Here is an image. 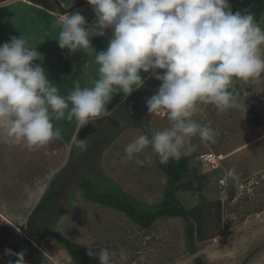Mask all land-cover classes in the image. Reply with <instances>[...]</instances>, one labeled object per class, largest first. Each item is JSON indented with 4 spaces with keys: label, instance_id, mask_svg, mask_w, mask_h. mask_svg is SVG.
I'll list each match as a JSON object with an SVG mask.
<instances>
[{
    "label": "rangeland",
    "instance_id": "obj_1",
    "mask_svg": "<svg viewBox=\"0 0 264 264\" xmlns=\"http://www.w3.org/2000/svg\"><path fill=\"white\" fill-rule=\"evenodd\" d=\"M19 1L40 6L36 0H9L0 3V7L6 6L9 13V5L18 6ZM60 1L68 4L67 10ZM80 2L83 5L75 8L73 4ZM48 3L51 16L74 12H80L84 18L90 16L87 0ZM60 9L69 13L64 14ZM23 11V8H10V14ZM55 24L51 21V28ZM259 24L264 28V13ZM9 25L6 22L0 28L10 32ZM29 26L22 21L17 36H23L21 29L26 27L24 38L36 42L41 25L33 24L28 31ZM153 81L109 119L95 120L93 131L85 138L75 137L69 164L49 185L41 187L39 198L29 200L28 206H22L25 204L22 202L17 211L16 202L0 197V264H15L17 257L6 255V250L23 251L25 264H73L57 235L88 251L109 248L114 253V264H194L195 259L205 264H264V125H252L246 117L254 111L264 119V74L255 81H238L242 88L238 108L218 111L213 105H201L202 111L195 119L210 123L218 133L216 143L195 138L192 143L198 146L197 150L179 157H190L181 184L191 188L178 191L176 201L185 210L201 207L204 216L205 240L195 243L194 255L188 250L183 219L160 218L150 228L141 229L123 213L84 198L83 180L95 183L105 178L144 205L155 206L163 200L167 178L158 169L156 153L149 147L145 149L136 157L143 161V166H139L135 160H125L124 152L125 146L144 135V131L152 135L169 126L166 117L148 113L146 99L161 83ZM209 155L213 158L211 163L207 160ZM232 168L236 169L235 178L227 175ZM45 196L51 197L46 212L34 213ZM35 234L40 238V242L32 243L37 250L15 247Z\"/></svg>",
    "mask_w": 264,
    "mask_h": 264
},
{
    "label": "clouds",
    "instance_id": "obj_2",
    "mask_svg": "<svg viewBox=\"0 0 264 264\" xmlns=\"http://www.w3.org/2000/svg\"><path fill=\"white\" fill-rule=\"evenodd\" d=\"M95 19L88 25L80 12L60 23L58 46L88 59L67 95L47 76L41 54L28 39L11 37L0 45V128L29 150L63 138L59 121L78 126L110 116L114 95L127 97L144 87L151 73L159 88L146 99L150 116L166 117L163 130L139 135L124 149L125 160L143 166L136 157L151 146L160 163L197 150L192 140L216 143L217 131L195 116L201 105L218 111L238 108V81L264 74V28L254 14L233 12L228 0H87ZM111 32L106 49L96 51L93 37ZM83 147V141H81ZM236 177V169L228 171ZM15 264H25L24 252ZM99 264H114L109 248L89 251ZM11 264V262H9Z\"/></svg>",
    "mask_w": 264,
    "mask_h": 264
},
{
    "label": "crops",
    "instance_id": "obj_3",
    "mask_svg": "<svg viewBox=\"0 0 264 264\" xmlns=\"http://www.w3.org/2000/svg\"><path fill=\"white\" fill-rule=\"evenodd\" d=\"M36 1L37 4L40 5L39 8L32 6V3L28 1H19L18 6L17 4H12V6L9 5V13L7 12L6 6L0 7V12L1 10L3 11V16L0 17V25L6 22H9L11 25L10 29H8L10 32L0 28V45L8 42L13 36L17 38L21 37L17 36L19 32L17 28L18 25L20 27L22 21H25L27 25L30 23L28 31L32 29L33 24H35L36 27L37 24L41 25V35L38 37V40L36 39V42L32 40L29 41L37 48V51L42 56V61L37 60L35 63L42 64L48 78L54 84L60 86L61 94L67 95L73 87L75 80L80 77L81 66L88 57L83 52L69 53L68 50L59 48L56 39L60 31L59 22L64 16L54 15L56 16L54 17L48 13L50 9L47 7H49L48 2L50 0ZM59 3H61L65 10L67 9L66 6L68 4L64 1H60ZM81 3L83 5L84 2L73 5L77 7L81 5ZM11 7L23 8L26 12L23 11L10 14ZM31 10L33 11L31 12ZM94 19L95 14L90 5V16L85 18V20L88 25H91ZM51 21L56 22L53 28L50 26ZM14 31L15 35H12L11 33H14ZM21 32H24L22 37H25L27 33L26 27L24 30L21 29ZM5 38L8 39L3 40ZM110 38L111 32L109 30L104 37H93L91 42L96 51H101L106 49ZM35 43L37 44L35 45ZM143 76L144 82L147 79L149 80L145 86L153 84L155 78L151 73L143 74ZM131 95L132 98L135 96V94ZM130 96L125 97L123 94L114 95L107 105L108 110L112 111L111 115L99 119H109L113 116L115 111L124 107L125 104L131 100ZM95 122L94 120L91 124L87 125L91 132L93 131L91 127L93 128ZM57 126L63 129V138L60 140H53L47 145L35 150H29L23 143L13 141L5 134L4 130L0 128V197L3 199L9 198L12 202H16L15 209L17 211L19 209L18 205L20 206L22 202L25 203L22 206H28V204H30L29 200L37 199V197L39 198L42 195L40 192L41 187L44 184L49 185L54 176L69 164L73 140L77 137L76 135H78L81 127L78 126L75 121L68 122L66 120L57 122Z\"/></svg>",
    "mask_w": 264,
    "mask_h": 264
},
{
    "label": "trees",
    "instance_id": "obj_4",
    "mask_svg": "<svg viewBox=\"0 0 264 264\" xmlns=\"http://www.w3.org/2000/svg\"><path fill=\"white\" fill-rule=\"evenodd\" d=\"M228 4L233 12L240 11L243 13L245 10L251 11L258 23L264 13V0H228ZM73 9L74 8L70 10L74 11ZM61 11L64 14L69 13L64 9ZM148 81L149 80L147 79L144 82L143 88L146 87L145 85ZM139 91L140 89L134 90L132 94L136 95ZM235 91L238 93V100L241 99L242 88L238 82L235 84ZM139 95L133 96V98H137ZM130 97L133 99L132 95ZM246 117L252 125L258 127L264 125L263 117L259 116L254 111L248 112ZM144 135H148L149 138H151V133L148 131H144ZM149 148L152 150L151 146H149ZM189 159L190 157L175 158L170 159L166 164H161L159 156L156 154L158 169L167 178V189L164 193L163 200L158 205L148 206L140 203L121 190L115 182H111L105 178L98 180L95 183L90 180H83L81 182L83 196L88 202L123 213L130 221L135 223L141 229L150 228L153 223L160 218L183 219L185 222V236L188 243V250L191 255H194L197 252L195 243L205 240L203 236L205 226L203 224L204 216L202 214V208L195 207L191 210L182 209L175 198V194L178 191L182 189L190 190L191 188L189 185L187 187H182L183 185L181 184L184 175L188 170ZM106 182L110 183L106 184ZM49 198L51 197L45 196L35 207L33 212L41 215L44 214L47 209V201ZM18 236H20V234ZM57 239L59 240L60 245L69 254L73 264H99L98 257L89 256V251L87 249L64 239L60 235H57ZM38 242H40V238L35 234L29 237V239H22V241L16 244L15 247L25 246L29 249L37 250L32 243ZM194 264L205 263L200 259H195Z\"/></svg>",
    "mask_w": 264,
    "mask_h": 264
},
{
    "label": "water",
    "instance_id": "obj_5",
    "mask_svg": "<svg viewBox=\"0 0 264 264\" xmlns=\"http://www.w3.org/2000/svg\"><path fill=\"white\" fill-rule=\"evenodd\" d=\"M6 1H9V0H0V3H2V2H6ZM89 133H90L89 127L86 125V126H84L83 128H81V130H80L79 133H78L77 138H78L79 140H82V139L85 138V136H86L87 134H89Z\"/></svg>",
    "mask_w": 264,
    "mask_h": 264
},
{
    "label": "built area",
    "instance_id": "obj_6",
    "mask_svg": "<svg viewBox=\"0 0 264 264\" xmlns=\"http://www.w3.org/2000/svg\"><path fill=\"white\" fill-rule=\"evenodd\" d=\"M207 160L209 163H211L213 161L212 155L207 156Z\"/></svg>",
    "mask_w": 264,
    "mask_h": 264
},
{
    "label": "bare ground",
    "instance_id": "obj_7",
    "mask_svg": "<svg viewBox=\"0 0 264 264\" xmlns=\"http://www.w3.org/2000/svg\"><path fill=\"white\" fill-rule=\"evenodd\" d=\"M59 22V21H58ZM29 25H30V23H29ZM14 33H15V31H14ZM18 34V33H17ZM2 35V34H1Z\"/></svg>",
    "mask_w": 264,
    "mask_h": 264
}]
</instances>
